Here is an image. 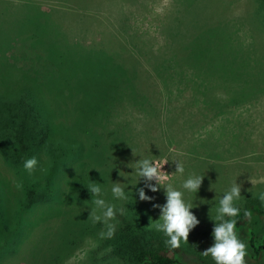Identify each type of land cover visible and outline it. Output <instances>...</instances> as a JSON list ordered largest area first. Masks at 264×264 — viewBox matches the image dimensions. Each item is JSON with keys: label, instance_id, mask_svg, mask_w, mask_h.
<instances>
[{"label": "rangeland", "instance_id": "rangeland-1", "mask_svg": "<svg viewBox=\"0 0 264 264\" xmlns=\"http://www.w3.org/2000/svg\"><path fill=\"white\" fill-rule=\"evenodd\" d=\"M133 35L136 44L126 40ZM8 43L6 63L13 68L0 59V93L34 78L35 89L52 95L55 106L63 102V132L72 137L91 121L87 101L95 100L96 85L110 87L113 109L107 115L102 103L106 111L75 161L41 149L15 165L0 152V231L10 238L0 239V264H134L140 246L164 243V234L151 227L160 215L152 203L166 202L163 188L145 189L152 203L136 195L144 183L137 184L132 163L143 158L168 160L162 171L169 175L175 172L172 161L183 163V175L163 182L198 205L191 211L199 223L188 244H181L182 259L214 263L201 253L214 243L219 198L235 180L244 198L237 205L264 192V8L259 0H0V48ZM171 46L188 48L172 57ZM93 50L101 59L89 62ZM152 62L158 68L150 71ZM144 83L152 89L150 100L138 89ZM155 90L164 97H156ZM117 96L121 100L114 107ZM33 157L38 163L29 173L23 165ZM192 174L204 176L196 196L182 188ZM89 179L102 184L108 203L127 210L113 221L118 223L111 239L102 238L104 225L89 217L94 207ZM112 182L126 185L129 200L113 198ZM36 189L46 200L19 211L27 191ZM15 216L19 227L12 237L7 232ZM250 222L264 234V220L247 218L245 225ZM237 232L245 239L242 230Z\"/></svg>", "mask_w": 264, "mask_h": 264}, {"label": "trees", "instance_id": "trees-1", "mask_svg": "<svg viewBox=\"0 0 264 264\" xmlns=\"http://www.w3.org/2000/svg\"><path fill=\"white\" fill-rule=\"evenodd\" d=\"M259 3L264 8V0H259ZM194 35V34H193ZM134 36V38H132ZM126 38L127 42L135 40L134 44H136L139 40L137 36L133 35ZM16 41V40H15ZM17 42V41H16ZM111 42V41H110ZM10 43L0 48V59H2L3 64L6 66L13 68L12 65L7 64L6 53L7 49L10 47ZM31 46V45H30ZM184 46V45H183ZM181 46V48L175 49L172 48L170 51V55L174 57V54L183 53L184 49L188 47ZM37 49V48H36ZM111 51V50H109ZM91 56H95L93 61H99L97 57L101 59V57L96 54L97 50L89 51ZM144 52V51H143ZM143 52H141L143 54ZM153 56V55H152ZM179 56V55H178ZM139 57V56H138ZM137 58V56H136ZM137 60L135 59L134 68L137 67ZM158 62H152V65L149 67L150 71L153 68H158ZM164 64V63H163ZM82 72V71H81ZM81 75V73H80ZM35 79L29 78V82L22 83L18 88H7L6 93H0V152L5 155V158L11 164H19L22 162L23 157L28 154L35 153L41 149H50L51 152L55 154L61 155L60 160H65L66 158L73 157L75 161L76 158L81 156L84 153L85 147L83 140H89V130L94 128V125L98 126L99 122H97L98 115L104 113L103 104L106 102L107 115H109L110 111L113 109L112 100L113 96L111 92L108 91L110 87L108 85H96L94 88V97L95 100H90L88 102V106H91L92 118L86 125V129L80 130L82 132H77L73 137L63 132L66 126H63L64 122L60 117L64 116L61 113L66 114V108L63 106V102L60 101L57 106L53 103V96L49 95V93L42 91L41 89L36 90L37 86L35 83ZM3 84L8 85V81ZM146 83L138 84V89L142 90L144 93V97L150 100L152 95V89L145 88ZM121 89V83H119L118 90ZM151 90V92H149ZM122 91V90H121ZM95 92L97 95H95ZM156 97L163 98L162 93H157L155 90ZM4 94V95H3ZM2 95V96H1ZM116 99L121 100V97H116ZM128 100H133L127 94ZM114 104V107L118 104L119 100ZM79 101V98L74 100L73 105ZM135 101V100H134ZM105 104V103H104ZM100 107L102 109H100ZM56 114L60 115L59 118L56 117ZM60 122H58V121ZM57 121V122H56ZM63 124H62V123ZM56 123H60V127L56 126ZM71 129V128H70ZM73 130V129H71ZM93 148V146H92ZM54 157V155H53ZM80 158V157H79ZM67 160V159H66ZM50 181L46 180L44 189L49 188ZM77 185V184H76ZM81 192L85 191L84 187H80ZM36 190H28L25 194L24 200L21 201V206L18 208L19 211L22 210L23 207H27L33 202H37L39 198L40 200H46V196L44 194L43 197ZM87 193V192H86ZM88 194V193H87ZM36 197L33 201L32 198ZM45 197V198H44ZM264 202V201H263ZM261 200L252 198L245 200L242 204L237 205L240 208V215L236 217L237 220V228L236 230H242L245 233V239L242 241L247 244L248 255L246 256L249 264H264L261 260L264 258V234H259L257 229L252 227L253 222H250L249 225H245L246 217L243 215L244 211L247 210L252 213L251 220L256 221L261 219L264 220V204ZM6 212V210H5ZM20 216H15L10 221H13L10 229L7 233L10 235L13 234V230L19 227V222L14 218ZM2 220V211H0V228ZM82 226L78 227L81 228ZM77 229V230H78ZM0 231V239H10L6 235ZM141 232V231H139ZM80 233V231H79ZM13 237V235H11ZM8 240L9 244L13 243V239ZM134 241L137 244H140L139 239H135ZM136 244V245H137ZM142 244H147L143 242ZM2 250V249H1ZM7 251H11V246L7 247ZM184 253L182 248L179 249H169L165 243H157L156 246L148 247V246H140L139 250L133 256L134 264H194L192 261H184L183 258ZM183 258V259H182ZM196 263L198 264H214L209 262H204L203 259L197 257L195 258ZM195 263V264H196Z\"/></svg>", "mask_w": 264, "mask_h": 264}, {"label": "clouds", "instance_id": "clouds-1", "mask_svg": "<svg viewBox=\"0 0 264 264\" xmlns=\"http://www.w3.org/2000/svg\"><path fill=\"white\" fill-rule=\"evenodd\" d=\"M168 160L163 162L153 160L151 158L139 159L132 166L135 170V175L138 177L137 184L143 180L144 187L136 189L139 201L152 203L154 197L146 195L145 189L152 193L158 192L161 188L164 190L166 202L163 205L152 203L154 209H159V219L152 221L151 227L156 231L161 232L166 237L164 243L172 250L179 249L181 244H188L190 232L197 226L199 221L191 211L198 207L193 202L186 201L185 193L174 187L172 183H163L168 181L172 175H183L185 168L182 162L172 161L175 163V172L171 175L162 171L163 166L168 163ZM36 158L27 159L24 162V169L31 173L37 166ZM203 175H190L182 184V188L188 193L195 194L199 191ZM155 181V184L152 182ZM136 184V185H137ZM17 188H22L23 185L17 184ZM88 191L94 197L92 203L94 207L91 209L89 217L93 223H101L104 225V230L101 231L102 238L111 239L114 237L117 230V215H125L124 207L117 208L115 204L108 203L105 198V190L102 184L90 181L87 185ZM126 185L120 182H112L111 193L114 199L120 201L129 200V194L126 192ZM242 185L235 181L232 182L230 188L226 190L219 198L216 215L212 220L214 227L211 235L214 243L208 247L201 255L211 257L214 264H246V256L248 255L247 244L243 242L236 230L237 220L240 215V208L237 206V201L244 199L241 196ZM258 198L264 201V192L258 194ZM200 204H205L207 201L200 200ZM243 215L251 219L252 213L245 210Z\"/></svg>", "mask_w": 264, "mask_h": 264}]
</instances>
